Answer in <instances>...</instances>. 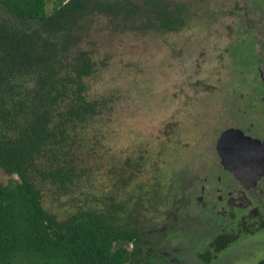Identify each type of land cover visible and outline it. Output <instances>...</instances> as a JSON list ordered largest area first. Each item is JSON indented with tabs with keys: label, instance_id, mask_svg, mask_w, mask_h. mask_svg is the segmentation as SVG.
<instances>
[{
	"label": "trees",
	"instance_id": "trees-1",
	"mask_svg": "<svg viewBox=\"0 0 264 264\" xmlns=\"http://www.w3.org/2000/svg\"><path fill=\"white\" fill-rule=\"evenodd\" d=\"M190 2L0 0V264H168L142 219L141 188L125 194L130 161L109 190L88 188L83 134L105 103L87 95L96 71L87 39L97 20L113 32L177 33ZM46 195L67 198L73 212L59 221Z\"/></svg>",
	"mask_w": 264,
	"mask_h": 264
},
{
	"label": "rangeland",
	"instance_id": "rangeland-1",
	"mask_svg": "<svg viewBox=\"0 0 264 264\" xmlns=\"http://www.w3.org/2000/svg\"><path fill=\"white\" fill-rule=\"evenodd\" d=\"M188 1L186 27L177 33L113 32L97 20L87 39V51L96 63L95 73L85 80L87 95L105 103L83 134V154L93 176L88 188L93 193L109 190L117 183V166L130 161L135 167L133 172L130 167L124 170L126 178L133 177L125 194H138L134 185L141 188L144 221L156 222V214L145 211L150 194L167 197L176 169L203 161L209 130L225 125L223 116L229 111L243 110V105L237 107L238 100L246 99L251 80L257 78L254 66L235 63L236 67L232 62L234 56L240 64L255 62V52L243 42L233 46L235 52L228 49L236 26L246 29L240 9L248 1ZM7 181L8 176L0 173V183ZM50 200L49 195L43 196L41 204L59 221L73 212L67 198ZM182 212H186L180 215L183 231L177 235L194 240L201 233L199 220L207 215L201 210L195 220L194 209ZM168 238L172 241H159L157 252L166 263L203 264L193 256L197 241L176 243L173 234ZM217 254L209 264H256L264 260V236L241 240Z\"/></svg>",
	"mask_w": 264,
	"mask_h": 264
},
{
	"label": "flooded vegetation",
	"instance_id": "flooded-vegetation-1",
	"mask_svg": "<svg viewBox=\"0 0 264 264\" xmlns=\"http://www.w3.org/2000/svg\"><path fill=\"white\" fill-rule=\"evenodd\" d=\"M240 1H248L240 9L246 29L236 26L228 49L235 52L233 46L243 42L254 51L255 62L247 64L255 67L257 75L249 85L250 94L242 102L238 100L237 107L244 108L229 111L223 116L225 125L222 122L209 130L203 161L176 169L178 173H173L165 191L167 197L153 194L159 203L153 201L148 205L153 209L145 210L156 214V222L148 223L161 235V242L172 241L168 238L172 234L176 243L197 241L198 250L192 253L203 264L241 240L264 236V0ZM232 58L233 66L241 65L235 56ZM184 209H194L191 215L195 220L201 210L207 215L199 220L201 233L194 240L177 235L183 231L180 215L186 213Z\"/></svg>",
	"mask_w": 264,
	"mask_h": 264
}]
</instances>
